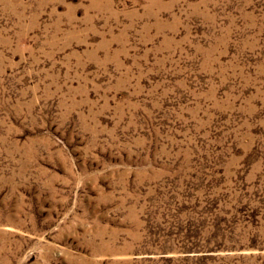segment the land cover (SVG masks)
Returning a JSON list of instances; mask_svg holds the SVG:
<instances>
[{
    "label": "rangeland",
    "instance_id": "obj_1",
    "mask_svg": "<svg viewBox=\"0 0 264 264\" xmlns=\"http://www.w3.org/2000/svg\"><path fill=\"white\" fill-rule=\"evenodd\" d=\"M0 264H264V0H0Z\"/></svg>",
    "mask_w": 264,
    "mask_h": 264
}]
</instances>
